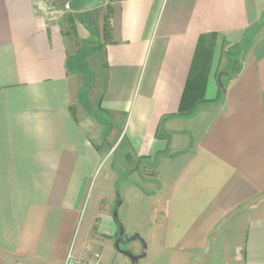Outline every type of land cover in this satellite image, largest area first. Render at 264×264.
I'll list each match as a JSON object with an SVG mask.
<instances>
[{
	"label": "crops",
	"instance_id": "crops-1",
	"mask_svg": "<svg viewBox=\"0 0 264 264\" xmlns=\"http://www.w3.org/2000/svg\"><path fill=\"white\" fill-rule=\"evenodd\" d=\"M54 1L0 0V264L104 249L98 217L71 253L113 141L155 164L153 256L264 264V0H106L95 33ZM198 72L207 102L180 115Z\"/></svg>",
	"mask_w": 264,
	"mask_h": 264
},
{
	"label": "rangeland",
	"instance_id": "rangeland-1",
	"mask_svg": "<svg viewBox=\"0 0 264 264\" xmlns=\"http://www.w3.org/2000/svg\"><path fill=\"white\" fill-rule=\"evenodd\" d=\"M107 2L105 0L99 8L92 9L89 13H86L89 17L93 18L88 25L89 30L93 33L98 31L99 22L97 17L103 16V21H106L108 17V15H104L107 12ZM47 6H52L56 11L63 10V13L59 12L55 15L58 16L60 21L69 22L65 32L74 33L75 25H79L75 22L76 20L80 22L82 17L77 16V14H70L72 12L67 8L66 4L59 5L54 1L47 4ZM74 63L75 60H71V65H74ZM113 142L111 143L112 147L109 156L104 160L91 181L71 253L76 252L75 247L77 248L79 245L83 231L90 220L92 221L94 218L101 217L96 220L93 233L98 231V224L103 219L107 220V218L114 223V228L112 233L100 236L104 249L100 246L97 249L98 251L96 250V256L90 258V261L87 260L86 264H131L130 259L114 247L115 240L118 237V226L113 211L116 207L118 197L122 201L118 211V217L125 227V236L131 237L136 234L135 231L143 232L141 236L145 244L147 242L146 245L148 246L149 238L144 231L150 227V210L155 203L152 200L153 198H149L147 194L152 192L155 186L147 181L156 176L155 164L151 161L147 163L146 160L132 156L131 152H127L130 150L128 149L126 141H123L121 145L120 141L117 144ZM110 165L116 176H113L114 174L111 177L109 176L108 169ZM128 249L136 254L142 252L139 242L130 243ZM191 262L194 261L176 260L173 261V264H191ZM70 264L73 263L70 262ZM139 264H172V262H166L160 257L153 256L152 251L148 248L147 256L142 258Z\"/></svg>",
	"mask_w": 264,
	"mask_h": 264
},
{
	"label": "water",
	"instance_id": "water-1",
	"mask_svg": "<svg viewBox=\"0 0 264 264\" xmlns=\"http://www.w3.org/2000/svg\"><path fill=\"white\" fill-rule=\"evenodd\" d=\"M103 1L104 0H70L67 3V8L70 11L76 12V13L77 12H84V11L99 8L102 5ZM121 204H122V201L120 198H118L116 207L113 211V215H114V218H115L117 226H118V237L115 240L114 247L117 251H119L122 254H124L125 256H127L130 259L131 264H139L140 260L147 256V245L145 244V241L142 238V236L139 233H136V234L132 235L131 237H128L126 243H130V242H133L137 239H140L141 241L144 242V247H143L142 252L140 254H136L130 249H122L121 248L120 243L126 234L125 227H124L123 223L119 220V217H118V211H119Z\"/></svg>",
	"mask_w": 264,
	"mask_h": 264
},
{
	"label": "trees",
	"instance_id": "trees-1",
	"mask_svg": "<svg viewBox=\"0 0 264 264\" xmlns=\"http://www.w3.org/2000/svg\"><path fill=\"white\" fill-rule=\"evenodd\" d=\"M106 26L107 24H105L104 27L105 31L107 28ZM206 83H207V76L205 72H201V73L198 72L197 74L193 73V76H191V78L187 82L185 92L183 94V98L179 109L180 115H191L197 110V108L200 105L207 102L204 98ZM225 91H226V86L224 84L222 86L221 94H219L218 99L222 97V94Z\"/></svg>",
	"mask_w": 264,
	"mask_h": 264
},
{
	"label": "flooded vegetation",
	"instance_id": "flooded-vegetation-1",
	"mask_svg": "<svg viewBox=\"0 0 264 264\" xmlns=\"http://www.w3.org/2000/svg\"><path fill=\"white\" fill-rule=\"evenodd\" d=\"M116 239H117V238H116ZM127 239H128V236H124V237H123V240H122L121 243H120V246H121L122 249H128L130 243H132V242H130V243H126ZM133 242H139L140 245H141V251L143 250V247H144V242H143V241H141L140 239H137V240H135V241H133ZM120 253H121V252H120ZM123 255H124V254H123ZM124 256H125V255H124Z\"/></svg>",
	"mask_w": 264,
	"mask_h": 264
},
{
	"label": "built area",
	"instance_id": "built-area-1",
	"mask_svg": "<svg viewBox=\"0 0 264 264\" xmlns=\"http://www.w3.org/2000/svg\"><path fill=\"white\" fill-rule=\"evenodd\" d=\"M70 262H72L73 264H85V261H83V259H73L72 255H69L65 264H70Z\"/></svg>",
	"mask_w": 264,
	"mask_h": 264
}]
</instances>
